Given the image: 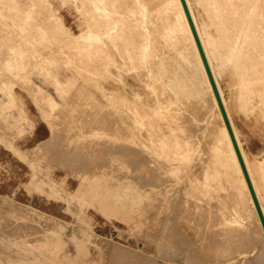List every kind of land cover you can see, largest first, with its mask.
I'll return each mask as SVG.
<instances>
[{
  "label": "rangeland",
  "instance_id": "1",
  "mask_svg": "<svg viewBox=\"0 0 264 264\" xmlns=\"http://www.w3.org/2000/svg\"><path fill=\"white\" fill-rule=\"evenodd\" d=\"M19 1L23 4H20L21 9L29 7V0ZM49 2L55 16L60 18L64 26L69 29L62 33L67 38L65 36L63 38L62 35L57 38L47 32L33 34L37 26H44L42 23L44 14L36 12L34 14L39 19L32 16L28 25L29 33L23 35L20 33L15 38L8 32L23 24V16L21 14L15 18L9 16L7 19H1L6 20V23H0V97L3 102L6 101L0 107V264L8 262L12 264H125L126 260V264L127 262L140 264V258L141 264L144 262L151 264V261H154V264H257L255 260L257 248L258 254L263 258L261 264H264V230L247 182L246 184L238 183V186L248 189L247 196L255 214L256 245H242L238 241H232L237 228L236 226L230 228L225 224L226 217L229 220H237L240 217L226 197L228 191L224 183L209 171L208 162L209 157L212 156L211 147L214 138L207 134L203 116L199 117L203 109L206 111L205 107L200 110V106L206 104L208 108L209 94L206 87L202 85L198 95H196L197 91L189 92L188 90L179 93L171 83L170 75L167 73L161 77L157 76L155 70L151 71L148 62L143 64L138 73L130 71V56L127 57V53L130 54V46L125 41H117L115 45L109 39H105V44L100 47L92 46L81 37H78V42L76 41L77 38L72 34H79L85 28L84 19L79 11L81 10L80 1L49 0ZM251 3L255 5V10L250 13ZM244 4L246 7L244 6L245 9L241 10L242 16L237 19V21L241 20V23L238 22L239 28H245L249 24L251 32L259 30V39L264 38V26H262L264 25L262 23L264 22V0H245ZM246 4L249 6L247 7ZM12 7L13 4L10 3L0 4V11L7 17V9ZM194 10L201 19L197 4H194ZM40 16L43 19H40ZM14 20L18 23L14 25L15 27L12 25ZM16 38L30 43L25 55L16 56L7 53L6 43ZM55 49L58 56L54 54ZM79 49L81 52L78 51ZM74 52L77 55H74ZM88 52L93 57L89 56ZM259 52H264L263 47ZM51 54H53L52 57ZM223 66L220 82L246 151L244 158L251 157L258 168V175L262 174L261 179L264 182L262 170L264 169V79L254 84L248 83L254 75L258 74H251L253 71L250 69L253 67L248 68L247 71L242 61L239 62L234 58L226 61ZM259 66L258 70H264V64ZM119 79L123 81V90L137 101L138 105L133 107L137 106L140 114L130 110L128 107L130 105L127 106L125 103L121 91L117 90ZM158 79L163 85L159 84ZM162 86L167 87V90ZM167 93L171 94L176 101L172 107L173 110L168 111L170 115L171 113L175 115V118L170 117L168 112L165 115L160 105L168 99ZM144 105H147L149 110H153V113L147 112L148 109L145 111L142 108ZM195 106L198 107L195 108ZM32 109H34L32 114L42 118L44 123L52 129L51 139L35 147L31 146V141H27V135L32 132L34 125L30 118ZM216 109L220 112L218 102ZM172 111L175 113L173 114ZM154 117H158V121ZM173 118L178 119L179 122ZM130 120L131 122H127ZM189 120L192 121L191 124ZM159 122L165 124H158ZM173 125L190 128L192 136L188 137L189 130L182 127L180 130ZM166 130L168 132L164 134ZM170 132L171 138L175 139L177 136L176 141L181 134L183 135L180 140L186 139L185 132L187 139L192 142L195 140L196 144L193 143V145L195 144L196 150H192V154L187 158L181 157L185 147L184 142L180 140L176 142L173 139L171 141L168 136ZM177 133H180L179 136ZM201 138L203 141L200 140ZM17 143L21 146L15 145ZM130 145H134L136 150H133V154H137L134 156H140V158L131 157L130 150L133 148ZM135 146L142 154L138 153ZM167 149L172 150L168 152ZM205 157L207 158L204 159ZM143 160L146 165L142 164ZM151 160H155L158 164L150 162ZM162 162H164L163 167ZM147 163L156 164L155 169L158 173L153 169V165H151L153 168L149 165L152 172L155 170L156 176L154 173L151 174V168L145 169ZM244 163L247 166L246 160ZM156 166L158 168L160 166V169L158 170ZM147 171H150L149 175H153V179L148 176L152 180L144 175L148 174ZM209 172L210 179L205 180ZM157 178H159L158 181L166 178L168 182L159 181V187L154 188V185L158 186ZM146 179L151 180L150 183H156V181L157 183L149 186V181ZM164 182L167 183L164 184V186L167 185L166 188L163 186ZM170 183L171 185L168 186ZM92 191L93 193L90 194L89 192ZM256 196L259 200L257 193ZM178 201L182 205H176ZM259 203L264 214L260 200ZM175 205L180 209L178 212ZM207 211L208 214H206ZM217 215L221 216L218 218ZM214 217L219 220L218 223ZM177 218L179 221L175 224ZM245 223L246 221H241L244 226ZM13 228L17 229L16 232L14 231L17 233L16 236L13 232L10 233L13 231L10 229ZM168 233H172V236H168ZM213 235L216 237L211 239ZM207 238L211 242H208ZM184 239L191 243L183 242ZM213 239H218L220 242ZM166 240L171 241L168 242L170 250ZM110 242L119 243L117 245L124 247V257L117 255L118 249L111 247ZM163 242L165 244H162ZM203 242L208 246L207 251L202 245ZM223 242L227 244L224 245ZM180 243H183L182 246ZM103 244L110 245L109 247L114 249L107 248ZM235 247L238 248L235 249Z\"/></svg>",
  "mask_w": 264,
  "mask_h": 264
},
{
  "label": "bare ground",
  "instance_id": "2",
  "mask_svg": "<svg viewBox=\"0 0 264 264\" xmlns=\"http://www.w3.org/2000/svg\"><path fill=\"white\" fill-rule=\"evenodd\" d=\"M30 4L29 7L27 9H21V4L19 0H0V4L5 5L6 3H10L13 4L12 9L9 8V10L7 9V17L5 16V14L1 13L0 11V23H6V20H1V19H7L9 18V16H11V18H15L17 16H20V14L23 16L22 20H23V24L22 25H18L19 27L17 28H13V30H9L8 34L12 37H18L20 35V33L23 34H27L30 31V28L28 27L29 22L31 21V18L34 14V12L38 13V14H44V16H40V19H43V24L44 26L40 25L37 26L36 29H34V31L32 32L33 34L37 35L39 33H45L47 32L48 34L51 33L52 35H54V37L57 36L60 37V35H62L63 32L65 31H69V29L64 26V24L62 23L61 19L58 18L57 16H55V14L53 13L52 9L50 8V2L49 0H29ZM65 2L69 0H64ZM74 1H80L81 2V15L84 19V29L83 31H81L79 34H72L75 38H77V42H78V37H81L83 41H88L89 44H91L92 46H98L100 47V45L105 44V39H109L112 43H114L116 45L117 41H125V43H127V45L130 46L129 50H130V54L127 53V57L130 56V71L132 72H139L142 67L143 64L145 62H148V64L150 65V69L151 71L155 70L157 76L159 75L160 77L165 75V74H169L170 75V81L171 83L174 85V87L176 88L177 92L179 93H183L185 90H188L189 92H195L197 91L196 95H198V91L199 88L204 85L206 87V91L209 94V99H208V108H206V104H202L200 106V110L203 109L205 107L206 111H201L202 114H199L203 116L204 121H205V127H206V131H208V135L214 138V143L211 147L212 149V156L209 157V162H208V166H209V171L212 173V175L214 177H216L217 179H220L224 185H225V189L228 191V194L226 195V197L230 200L231 204L233 205V208L235 210V212L239 215L240 219L237 220H229L226 217V221L225 224L229 225V227H233L236 226L237 230L234 231L232 230V232H236L235 235H233V240L232 241H238L239 243H241L242 245H256L257 243V231H256V226L254 223V218H255V214L253 211V207L251 206V202L250 199L248 198V189L247 187L243 188V187H239L238 183H245L246 184V179L244 177L242 168L240 166L238 157L236 155V151L234 149L233 143L231 141L229 132L227 130L226 124L224 122L223 116L221 111L218 112L217 108V100L216 97L214 96V92L212 89V85L210 83L207 71L205 69L204 63L202 61L198 46L196 44L194 35L192 33L191 27L189 25L186 13L184 11L183 5L181 3V0H74ZM245 0H186L188 9L190 11L192 20L194 22L196 31L198 33V36L200 38V42L202 44L204 53L206 55V59L208 61V64L210 66L211 72L213 74V77L215 79L216 85L218 87L221 99L223 101L224 104V108L226 110V113L228 115V119L230 121V124L232 126L234 135L236 137L238 146L240 148V152L242 154V157L244 158L245 156V149L243 147L242 141L240 139V134L238 129L236 128L234 121H233V117L231 114V110L229 107V104L226 101L225 95H224V90L222 88V84L220 82V77L223 71V65L226 64V61H230V59L234 58L236 60H239V62L242 61V63L245 65L244 67H247V71L249 70L248 68L253 67L252 69H250L251 71H253V73L251 74H258L257 76L254 75V78H252L251 80H249L248 83H256L258 81H261L264 79V70H258V66L259 65H263L264 64V52H259L261 51V47H263L264 49V38H260L259 39V30H254L251 32L249 24H247L248 26H246L245 28L241 27L239 28V23H241V20H238V18H240L242 16V8L245 9V4L243 5ZM251 1V0H250ZM255 1V0H252ZM249 2V1H247ZM63 3V1H62ZM21 4V5H20ZM25 4V3H24ZM194 4H197L198 8H199V16L201 17V19L198 18L195 10H194ZM27 5V4H26ZM247 5V4H246ZM253 5L252 3L249 5H247V7H250V13L252 11L255 10V5ZM259 5V3L257 4ZM242 6V7H241ZM245 6V7H244ZM6 7V6H5ZM25 7V6H23ZM259 9V8H257ZM262 9V8H261ZM11 11V12H9ZM256 12V11H255ZM247 13V12H246ZM253 14V13H252ZM253 16V15H252ZM35 17L38 18V16L36 15ZM245 18V17H244ZM256 18V17H255ZM39 19V18H38ZM242 19V18H241ZM254 19V18H252ZM257 19V18H256ZM254 21V20H253ZM14 24L12 23L13 27H15L14 25L18 24L16 23V21H13ZM39 22V21H37ZM8 23V22H7ZM264 23V22H262ZM9 24V23H8ZM39 24V23H38ZM5 25V24H4ZM21 26V27H20ZM242 26V25H241ZM264 26V25H262ZM7 27V26H6ZM12 27V26H11ZM2 28V27H1ZM259 28V27H258ZM3 31V30H2ZM8 31V30H7ZM264 31V30H263ZM4 32V31H3ZM5 33V32H4ZM31 33V32H30ZM71 33V32H70ZM3 34V33H2ZM7 34V35H8ZM69 34V33H68ZM1 35V34H0ZM8 35V36H9ZM21 35V36H22ZM34 35L35 38H37ZM42 35V34H41ZM6 36V35H4ZM48 36V35H47ZM64 38V34L62 35ZM61 36V37H62ZM68 36V35H67ZM70 36V34H69ZM11 37V38H12ZM45 37V36H44ZM66 37V36H65ZM7 38V37H6ZM13 38V39H14ZM21 38V37H20ZM20 38H16V40H13L6 43V49H7V53H12L14 55H23L26 51V48L28 47V45L30 44L29 42H22L21 40H19ZM24 38V37H23ZM49 38V36L47 37ZM67 38V37H66ZM71 38V37H70ZM22 39V38H21ZM28 39V38H27ZM32 39V38H31ZM40 39V38H39ZM38 39V40H39ZM52 39V38H51ZM56 39V38H55ZM258 39V40H257ZM30 40V39H29ZM49 40V39H48ZM47 40V41H48ZM60 40V39H59ZM260 40V41H259ZM5 41V40H4ZM53 41V40H52ZM50 41V42H52ZM62 41V40H61ZM66 41V39H65ZM80 41V40H79ZM6 42V41H5ZM34 42V41H33ZM57 42V41H56ZM70 42V41H68ZM67 42V43H68ZM65 43V42H64ZM73 43V41H72ZM80 43V42H79ZM71 44V43H70ZM85 44V42H84ZM50 45V44H49ZM52 45V44H51ZM88 45V44H87ZM108 45V44H107ZM63 46V45H62ZM67 46V45H66ZM74 46V45H73ZM90 46V47H92ZM109 46V45H108ZM4 47V46H3ZM56 47V46H55ZM65 47V46H64ZM68 47V46H67ZM70 47V46H69ZM77 47V46H76ZM81 47V46H80ZM85 47V46H84ZM59 48V46H58ZM75 48V47H74ZM73 48V50H74ZM108 48V47H107ZM5 49V50H6ZM54 49V48H53ZM69 49V48H68ZM77 49V48H76ZM81 49V48H80ZM80 49L78 51H80ZM109 49V48H108ZM2 50V49H1ZM39 50H41L39 48ZM58 50V49H57ZM46 51H48L46 49ZM65 51V49H64ZM67 51V50H66ZM65 51V52H66ZM88 51V50H87ZM101 51V50H100ZM103 51V50H102ZM109 51V50H108ZM121 51V50H120ZM30 52V51H29ZM45 52V51H43ZM50 53V51H48ZM54 52H56V49L54 50ZM81 52V51H80ZM42 53V52H41ZM58 52L54 53L57 55ZM68 53V51L66 52ZM73 53V52H72ZM262 53V54H261ZM85 54V53H84ZM89 54V52H88ZM97 54V52L95 53ZM122 54V53H121ZM244 54V55H243ZM25 55V54H24ZM37 55V54H36ZM74 55L75 54L74 52ZM2 56V55H1ZM38 56V55H37ZM53 56V54H51V57ZM55 56V55H54ZM58 56V55H57ZM85 56V55H84ZM89 56H92L89 54ZM244 56V57H243ZM93 57V56H92ZM8 58V57H7ZM13 59V58H12ZM76 59V58H75ZM107 59V58H106ZM242 59V60H241ZM254 59V60H251ZM80 60V59H79ZM91 60V59H90ZM94 60V59H93ZM97 60V59H96ZM104 60V59H103ZM102 60V61H103ZM19 60H17L18 62ZM87 61V60H86ZM252 61H254V63H252ZM71 62V61H70ZM83 62V61H81ZM91 63V62H90ZM76 64V63H75ZM78 64V63H77ZM96 65V64H95ZM84 66V65H83ZM98 66V65H97ZM96 67V66H95ZM102 67V65H101ZM260 67V66H259ZM85 68V67H84ZM243 68V66H242ZM28 69V68H27ZM26 69V70H27ZM79 69V68H78ZM92 69V68H90ZM98 70L100 69L99 67L97 68ZM89 70V69H88ZM97 70V73L99 72ZM144 70V69H143ZM28 71V70H27ZM90 71V70H89ZM102 71V70H101ZM260 74H259V73ZM76 73V72H75ZM87 73V72H86ZM85 73V74H86ZM94 73V72H93ZM263 73V74H262ZM47 74V72H46ZM84 74V75H85ZM89 74V73H88ZM95 74V73H94ZM87 76V75H86ZM89 77V76H88ZM143 77V76H142ZM76 78V77H75ZM148 78V77H147ZM74 79V78H73ZM21 80V79H20ZM155 80V79H154ZM160 79H158L159 81ZM122 79H119L118 82V87L117 90L121 91L124 101L125 103L130 105L128 106L130 108L131 111L140 114L137 106L133 105H138L137 101L132 98L128 93H126L123 88H122ZM20 83V82H19ZM24 83V82H23ZM96 82H94L95 84ZM159 84L163 85L161 81H159ZM158 84V85H159ZM84 86V85H83ZM158 87V86H157ZM164 87V86H162ZM156 89V87H155ZM161 89V88H160ZM163 89L167 90V87H164ZM161 91V90H160ZM159 91V92H160ZM168 92V91H167ZM86 93V92H85ZM164 93V92H163ZM161 93L163 96L165 94ZM166 93V92H165ZM168 94V93H167ZM158 95H160L158 93ZM161 95V97H162ZM72 97V96H71ZM161 97H159L161 99ZM164 98V97H163ZM167 98V97H166ZM73 99V98H72ZM162 100V99H161ZM164 101V100H163ZM68 102V101H67ZM119 102V100H118ZM71 103V102H70ZM176 101L174 100V98L171 96V94H168V99L160 104L162 110H164V114L168 111L173 110L172 107L175 105ZM72 105V104H71ZM74 105V104H73ZM95 106V104H94ZM126 106V105H125ZM176 107V106H175ZM198 106H195V108ZM143 109H145V111L147 112H152L153 110H149L147 105L142 106ZM154 109V108H153ZM177 109V108H176ZM104 110V109H103ZM173 112V111H172ZM134 113V114H135ZM153 113V112H152ZM151 113V114H152ZM161 113V112H160ZM163 113V112H162ZM169 113V112H168ZM175 112H173L174 114ZM198 113V112H197ZM196 113V114H197ZM112 114V113H111ZM125 115V114H124ZM155 115V114H154ZM166 115V114H165ZM170 115V113H169ZM168 115V116H169ZM121 116V115H120ZM164 116V115H163ZM175 116V115H174ZM171 113L170 117H174ZM181 116V114L179 115ZM184 116V115H183ZM201 116V117H202ZM166 117V116H165ZM169 117V118H170ZM188 117V116H187ZM140 118V117H139ZM155 118V117H154ZM168 118V117H167ZM166 118V120H167ZM175 118V117H174ZM173 118V120H175ZM180 118V117H178ZM182 118V117H181ZM127 119V118H126ZM153 119V118H152ZM156 120L158 119L155 118ZM172 119V118H171ZM184 119V118H183ZM186 119V118H185ZM151 120V119H150ZM155 120V122H157ZM126 121V120H125ZM169 121V120H168ZM175 121H178L175 120ZM187 121V120H186ZM185 121V122H186ZM190 121V120H189ZM127 122H131L127 121ZM152 122V121H151ZM154 122V120H153ZM174 123V121H171ZM171 122H169L171 124ZM179 122V121H178ZM182 122V121H181ZM180 122V123H181ZM184 122V123H185ZM192 121H190L189 123L191 124ZM183 123V125H184ZM132 124V123H131ZM157 124V123H155ZM154 124V125H155ZM158 124H162V123H158ZM165 124V123H163ZM162 124V125H163ZM177 124V123H174ZM179 124V123H178ZM188 124V123H186ZM130 125V124H129ZM133 125V124H132ZM152 125V124H151ZM162 125L161 128H162ZM172 125V124H171ZM182 125V126H183ZM193 125V124H192ZM134 126V125H133ZM176 126V125H173ZM180 126V127H182ZM9 127V126H8ZM135 127V126H134ZM177 128L180 129L179 126H176ZM186 126L182 127L185 128ZM188 127V125H187ZM192 127V126H191ZM203 127V126H201ZM123 129V128H122ZM155 129V128H154ZM157 129V128H156ZM163 129L165 130V127H163ZM190 128L185 130H189ZM181 130V129H180ZM179 130V132H180ZM183 130V129H182ZM197 130V129H195ZM159 131V130H158ZM170 131V130H169ZM178 131V130H177ZM176 131V132H177ZM125 132V130H124ZM167 130L165 131L164 134H167ZM172 132V131H171ZM169 133V137L172 133ZM182 132V131H181ZM186 132V131H185ZM184 132V136H186V139L180 140V137H182L183 134L180 135L179 140L182 141V143L184 144L183 146H185L183 149V153H181V157L187 158L189 155L192 154V150H196V148L194 147L195 140L192 142L189 139H187L189 137V135L192 134V131L190 132V134L188 133V137L187 135H185L186 133ZM195 132V131H194ZM124 134V133H123ZM180 133H177V135L179 136ZM200 134V133H199ZM198 134V136L200 137V135ZM140 135V134H139ZM192 136V135H191ZM6 137V136H5ZM168 137V139H169ZM202 137V136H201ZM142 138V137H140ZM152 138V137H151ZM164 138V137H163ZM177 138V136H176ZM176 138L173 139L170 137V140L172 141L175 140ZM184 138V137H183ZM192 138V137H191ZM144 139V138H143ZM142 139V140H143ZM162 139V138H161ZM2 140V139H1ZM177 139V141H179ZM202 140V138L200 139ZM165 142H167L166 140H164ZM163 141V142H164ZM176 141V142H177ZM203 141V140H202ZM207 141V140H206ZM162 142V141H161ZM170 142V141H169ZM144 143V142H143ZM147 143V142H146ZM144 143V144H146ZM193 143H195L193 145ZM203 143V142H202ZM148 144V143H147ZM146 144V145H147ZM131 146V145H130ZM134 145H132L131 148L132 150H130V154L132 151V155L131 157H133L136 153H135V149L133 147ZM151 145L149 144V147ZM175 146V144L173 145ZM205 147V146H203ZM136 148V146H135ZM152 148V147H151ZM169 148V146H168ZM175 148V147H174ZM137 149V148H136ZM156 149V147H155ZM206 149V148H205ZM203 149V150H205ZM133 150L135 154H133ZM172 149H169V151ZM175 150V149H173ZM138 151V149H137ZM140 151V149H139ZM138 153H141L139 152ZM156 151V150H155ZM168 151V149H167ZM168 151V152H169ZM176 151V150H175ZM142 154V153H141ZM140 154V155H141ZM194 154V153H193ZM207 154V153H206ZM205 154V155H206ZM137 155V154H136ZM175 155V154H174ZM179 155V154H178ZM204 155V156H205ZM209 155V154H208ZM206 155V156H208ZM136 157V156H134ZM140 158V156H137L136 158ZM148 157V156H147ZM146 157V159H147ZM192 157V156H191ZM178 157H176L177 159ZM203 158V157H202ZM207 157H205L204 159H206ZM135 159V158H133ZM144 159V158H143ZM179 159V158H178ZM204 159H202L204 161ZM136 160V159H135ZM134 160V161H135ZM140 160V159H139ZM149 160V159H147ZM145 160V161H147ZM244 160H246L247 163V171L248 174L250 176L252 185L254 187L255 193L258 194L259 196V200L261 201V205L264 208V182H262L261 179V175H258V168L255 166L254 162H252L251 157L250 158H244ZM131 161V159H130ZM129 162V161H128ZM143 165L146 162H144V160L142 161ZM150 162H155L154 161H150ZM148 161V163H150ZM132 163V162H131ZM136 163V162H135ZM147 163V164H148ZM148 164L147 168L145 167L146 170L150 169L151 167L155 169V165L153 164ZM157 163V162H155ZM160 163V162H159ZM158 164V163H157ZM162 167L164 165V162L161 163ZM160 164V165H161ZM174 164V163H173ZM135 165V164H134ZM133 165V168H134ZM139 165V164H138ZM141 165V164H140ZM149 165H153L151 167H149ZM261 165V164H260ZM260 165L258 167H260ZM170 166V165H169ZM168 166V167H169ZM262 166V165H261ZM131 167V166H130ZM138 167V166H137ZM143 167V166H142ZM141 167V169H143ZM149 167V168H148ZM157 167V166H156ZM132 168V169H133ZM139 168V167H138ZM152 168L150 169L151 174L154 173L155 175V170H153L154 172H152ZM158 168V167H157ZM136 169V168H135ZM160 169V166L158 168V170ZM168 169V168H167ZM173 169V168H172ZM145 170V172H146ZM264 171V169H262ZM137 171V169H136ZM140 171V170H139ZM150 171H147L148 174H144L146 175V177L151 176ZM157 171V170H156ZM169 171V170H168ZM261 171V170H260ZM132 172V171H131ZM134 172V171H133ZM142 172V171H141ZM144 172V169H143ZM210 172L209 174H206L205 176V180H209L210 179ZM158 173V171H157ZM156 173V174H157ZM163 173V172H162ZM137 174H139L137 172ZM143 174V173H142ZM161 174V172H160ZM141 175V174H140ZM264 175V174H263ZM143 176V175H142ZM153 176V175H152ZM151 176V177H152ZM156 176V175H155ZM164 176V174L162 175V177ZM144 177V176H143ZM151 177H148L147 179H151ZM158 177H160L158 175ZM154 177H152L153 179ZM161 178V177H160ZM215 178V179H216ZM146 179V180H147ZM151 179V180H152ZM159 178H157L158 181ZM151 180H147L149 181V186H153V184L156 183H150ZM155 180V179H154ZM153 180V182H154ZM165 179H161L159 181H164ZM171 180V179H169ZM219 180V181H220ZM159 181H158V186L157 184L154 185L156 187H159ZM167 181V180H166ZM165 181V182H166ZM172 181V180H171ZM161 182V184H162ZM163 183L167 184V183ZM168 182V181H167ZM214 182V181H213ZM218 182V181H217ZM38 183V182H37ZM171 185L168 184V186ZM162 186V185H161ZM167 186V185H165ZM164 186V187H165ZM175 187V186H174ZM166 188V187H165ZM212 188V187H210ZM217 188H219V186H217ZM158 190V189H157ZM163 190V189H162ZM167 190V189H166ZM169 190V189H168ZM172 190V189H171ZM176 188H175V192H176ZM164 191V190H163ZM215 191V190H214ZM174 192V194H175ZM216 192V191H215ZM90 194L93 193L89 192ZM164 193V192H163ZM167 193V192H166ZM83 194V193H82ZM89 194V195H90ZM215 194V193H214ZM224 194V193H223ZM226 194V193H225ZM86 196V195H85ZM102 196V195H100ZM225 196V195H223ZM71 197V196H70ZM181 197V196H180ZM102 198V197H101ZM104 198V197H103ZM173 199H175V197H172ZM183 198V196H182ZM171 200V199H170ZM177 200V199H176ZM175 200V201H176ZM179 200L182 202V199L179 198ZM184 200V199H183ZM185 201V200H184ZM190 201H188L189 203ZM183 203V202H182ZM182 203H180L178 201V203L176 202V205H182ZM184 204V203H183ZM218 204V203H217ZM175 205V206H176ZM203 205V204H202ZM13 206V205H12ZM84 206V205H83ZM71 207V206H70ZM80 207V206H79ZM85 207V206H84ZM177 207V206H176ZM175 209H177L176 211L178 212L180 209H178V207ZM15 208V206H14ZM12 208V209H14ZM170 208V207H169ZM201 208V207H200ZM207 208V207H206ZM205 208V209H206ZM114 209V208H113ZM175 209H173L175 211ZM208 209V208H207ZM99 210V209H98ZM184 210V208H183ZM186 210V209H185ZM117 211V210H116ZM175 211V212H176ZM213 211V210H212ZM115 212V211H114ZM203 212V211H202ZM206 212V211H205ZM217 212V211H215ZM122 213V212H121ZM213 213V212H212ZM106 214V213H105ZM175 214V213H174ZM180 214V213H179ZM208 214V211L207 213ZM205 214V215H206ZM204 215V214H203ZM85 216H87L85 214ZM106 216V215H105ZM119 216V215H118ZM128 216V215H127ZM179 216V215H178ZM207 216V215H206ZM205 216V217H206ZM218 216V215H217ZM215 216V217H217ZM221 216V215H220ZM218 216V218L220 217ZM230 216V215H229ZM114 217V216H113ZM214 217V218H215ZM120 218V217H119ZM124 219V217H122ZM171 218V217H170ZM213 218V217H211ZM174 219H176V217H174ZM173 219V221H174ZM179 218H177V221L175 220V224L179 221ZM206 219V218H205ZM217 219V218H215ZM218 220V219H217ZM88 221V219H87ZM123 221V220H122ZM125 221V220H124ZM241 221H246L245 226L241 224ZM214 222V221H213ZM219 222V220L217 221V223ZM203 223V222H202ZM212 223V221H211ZM222 223V222H221ZM173 224V222H172ZM128 225V223H127ZM137 225V224H136ZM178 225V224H177ZM176 225V226H177ZM215 225V222H214ZM141 227V226H140ZM178 227V226H177ZM71 228V227H70ZM10 229L13 231H10V233L13 232V234L17 235V233H14V231L16 232L17 229ZM81 229V228H80ZM175 229V228H174ZM85 230V229H84ZM176 230V229H175ZM173 230V231H175ZM204 230V229H203ZM21 231V230H19ZM18 231V232H19ZM42 231V230H40ZM44 231V230H43ZM73 231V230H71ZM205 231V230H204ZM23 232V231H22ZM91 232V231H89ZM169 232V231H168ZM203 232V231H202ZM208 232V230L206 231V233ZM213 232V231H212ZM231 232V231H229ZM231 232V233H232ZM238 232V233H237ZM5 233V232H4ZM8 233V231L6 232ZM21 233V232H20ZM19 233V234H20ZM70 233V231H69ZM79 233V232H78ZM173 233V232H172ZM171 233V234H172ZM176 233V232H174ZM11 234V235H13ZM18 234V235H19ZM159 234V233H158ZM168 236H172L170 233H168ZM208 234V233H207ZM227 234V232H226ZM233 234V233H232ZM2 235V234H1ZM15 235V236H16ZM22 235V234H21ZM72 235V234H70ZM69 235V236H70ZM83 235V234H82ZM95 235V234H94ZM176 235V234H175ZM182 235V234H181ZM186 235V234H185ZM202 235V234H201ZM221 235V234H220ZM231 234H229L230 236ZM241 235V236H240ZM24 236V235H22ZM42 236V235H41ZM97 236V235H96ZM144 236V235H143ZM180 236V234H179ZM203 236V235H202ZM207 236V235H205ZM212 236V235H211ZM227 236V235H226ZM40 237V236H39ZM183 237V236H182ZM201 237V236H200ZM210 237V236H209ZM216 236L213 235L212 238H215ZM79 238V237H78ZM144 238V237H143ZM186 238V237H185ZM202 238V237H201ZM80 239V238H79ZM82 239V238H81ZM163 238H161L162 240ZM178 239V238H177ZM183 239V238H182ZM221 239V238H220ZM225 239H227V237H225ZM37 240V239H36ZM171 240V239H168ZM175 240V239H174ZM208 240V238H207ZM218 239H213V241H216ZM34 241V240H33ZM108 242V239L106 240ZM111 241V240H110ZM167 241V240H166ZM185 241V243H187L188 241H186L185 239L183 240V242ZM212 241V244H213ZM219 241V240H218ZM224 241V240H223ZM113 242V241H112ZM153 242V241H152ZM168 242L171 241H167L166 244L169 245ZM205 242V240H204ZM204 242L202 245H204ZM208 242H211V240ZM220 242V241H219ZM225 242V241H224ZM223 242V244H224ZM36 243V242H35ZM38 243V242H37ZM77 243V242H76ZM101 243V242H100ZM111 243V242H110ZM109 243V244H110ZM189 244L191 242H188ZM216 243V242H215ZM229 243V242H228ZM233 243V242H232ZM116 244V242H115ZM111 243V247H115L118 249V251L116 250L117 255H120L121 257L123 256V246L117 245L119 243H117L116 245ZM156 244V243H155ZM162 244H165V242H163ZM161 244V245H162ZM175 245V243H172ZM181 244V243H180ZM183 244V243H182ZM181 244V246H182ZM227 244V242L225 243ZM224 244V245H225ZM235 244V243H234ZM3 245V243H2ZM36 245V244H35ZM38 245V244H37ZM36 245V246H37ZM104 245V244H103ZM109 245V246H110ZM158 245V243H157ZM160 245V247H161ZM179 245V244H178ZM185 245V244H184ZM106 246V245H104ZM109 246H106L107 248H110ZM173 246V245H172ZM176 246V245H175ZM211 246V245H210ZM214 246V245H213ZM212 246V247H213ZM6 247V246H5ZM4 247V248H5ZM39 247V246H38ZM164 247V246H163ZM167 247V246H165ZM178 247V246H177ZM204 247H206V251L208 249V246H206V244L204 245ZM223 247V246H222ZM230 247V246H229ZM228 247V248H229ZM252 247V246H251ZM260 247V245L258 246ZM14 248V247H13ZM16 248V247H15ZM104 248V247H103ZM159 248V246H158ZM162 248V247H161ZM170 248V245L168 247V249ZM172 248V247H171ZM175 248V247H174ZM199 248V246H198ZM224 248V247H223ZM232 248V247H231ZM238 247H235V249ZM65 249V248H64ZM110 249H114V248H110ZM178 249V248H177ZM202 249V248H201ZM204 249V250H205ZM227 249V246H226ZM16 250V249H15ZM76 250V249H75ZM160 250V249H159ZM170 250V249H169ZM169 250H168V254H169ZM173 250V249H172ZM181 250V249H180ZM196 250V249H195ZM224 250V249H223ZM258 248L255 252V260L257 264H261V262L263 261V258L258 254ZM2 251V250H1ZM5 250H3L4 252ZM17 251V250H16ZM19 251V250H18ZM70 251V250H69ZM104 251V250H103ZM209 251V250H208ZM211 251V250H210ZM228 251V250H227ZM68 252V250H67ZM111 252V250H110ZM109 252V255H110ZM161 252V251H160ZM177 252V251H176ZM198 252V251H197ZM223 252V251H222ZM225 252V250H224ZM223 252V254H224ZM45 253V252H44ZM115 253V252H114ZM139 253V252H136ZM231 253V252H230ZM63 254V252H62ZM71 254V253H70ZM135 253H133L134 255ZM140 254V253H139ZM186 254V253H185ZM222 254V255H223ZM108 255V256H109ZM114 255V254H113ZM116 255V254H115ZM132 255V256H133ZM136 255V254H135ZM167 255V254H166ZM69 256V255H68ZM67 256V257H68ZM119 256V257H120ZM6 257V256H5ZM116 257V256H115ZM120 257V258H121ZM135 257V256H134ZM109 258V257H108ZM131 259H133V257H130ZM136 258V257H135ZM134 258V259H135ZM139 258V257H138ZM73 259V258H72ZM123 259V258H122ZM121 259V260H122ZM126 259V258H125ZM124 259V260H125ZM130 259V260H131ZM141 259V258H140ZM139 262L142 263V260ZM92 260V259H91ZM111 260V258H110ZM152 260V259H150ZM154 260V259H153ZM113 261V260H112ZM127 261V260H126ZM126 261L125 264H126ZM138 261V260H137ZM136 261V262H137ZM148 261V260H147ZM146 261V262H147ZM199 261V260H198ZM64 262V261H63ZM80 262V261H79ZM91 262V261H90ZM120 262V259H119ZM135 262V261H134ZM138 262V263H139ZM132 263V262H131ZM140 263V264H141ZM7 264H12L10 262H8ZM68 264V263H67ZM121 264V263H120ZM123 264V263H122ZM128 264V262H127ZM134 264V263H133ZM145 264V262L143 263ZM147 264V263H146ZM151 264H154V261H151Z\"/></svg>",
  "mask_w": 264,
  "mask_h": 264
},
{
  "label": "water",
  "instance_id": "3",
  "mask_svg": "<svg viewBox=\"0 0 264 264\" xmlns=\"http://www.w3.org/2000/svg\"><path fill=\"white\" fill-rule=\"evenodd\" d=\"M181 3L183 5V8H184V11L186 13V16H187V19H188V22H189V25L191 27V30H192V33L194 35V38H195V41H196V44L198 46V49H199V52H200V55H201V58L203 60V63H204V66H205V69L207 71V74H208V77H209V80H210V83L212 85V89H213V92H214V95L216 97V100L218 102V105H219V108H220V111L222 113V116H223V119H224V122L226 124V127H227V130L229 132V135H230V138H231V141L233 143V146H234V149L236 151V155L238 157V160H239V163H240V166L242 168V171H243V174H244V177L246 179V182L248 184V187H249V190L251 192V195H252V198H253V201H254V204H255V207H256V211L258 213V216H259V219H260V222H261V225L263 227V230H264V214L262 212V209H261V206H260V203H259V200L256 196V193H255V190H254V187L252 185V182H251V179H250V176L248 174V171H247V168L245 166V163H244V160H243V157H242V154L240 152V148L238 146V143H237V140H236V137L234 135V132H233V129H232V126L230 124V121L228 119V115L226 113V110L224 108V104H223V101L221 99V96H220V93H219V90H218V87L216 85V82H215V79L213 77V74L211 72V69H210V66L208 64V61L206 59V55L204 53V50H203V47H202V44L200 42V38L198 36V33L196 31V28H195V25H194V22L192 20V17H191V14H190V11L188 9V6H187V3H186V0H181Z\"/></svg>",
  "mask_w": 264,
  "mask_h": 264
},
{
  "label": "crops",
  "instance_id": "4",
  "mask_svg": "<svg viewBox=\"0 0 264 264\" xmlns=\"http://www.w3.org/2000/svg\"><path fill=\"white\" fill-rule=\"evenodd\" d=\"M5 103H6V101L4 100V102H3V99L0 97V107L2 105H4ZM33 111H34V109H32V112L30 114V118H31V121L34 123V125L32 127V132L29 135H27V141H31V146L35 147V146H39L40 144L44 143L45 141H49L51 139L52 129L49 125L44 123L42 118L37 117V115L32 114ZM15 145H17L19 147L21 146V144H18V143ZM0 146H1V144H0ZM259 147L260 146H258V148Z\"/></svg>",
  "mask_w": 264,
  "mask_h": 264
}]
</instances>
